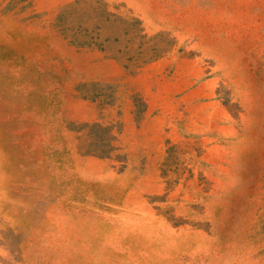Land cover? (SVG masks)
<instances>
[{"label": "rangeland", "instance_id": "rangeland-1", "mask_svg": "<svg viewBox=\"0 0 264 264\" xmlns=\"http://www.w3.org/2000/svg\"><path fill=\"white\" fill-rule=\"evenodd\" d=\"M0 264H264V0H0Z\"/></svg>", "mask_w": 264, "mask_h": 264}]
</instances>
